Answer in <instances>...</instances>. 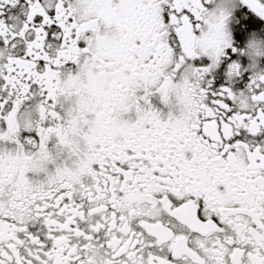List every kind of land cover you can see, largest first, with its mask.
I'll return each instance as SVG.
<instances>
[{"label":"snow or ice","instance_id":"1","mask_svg":"<svg viewBox=\"0 0 264 264\" xmlns=\"http://www.w3.org/2000/svg\"><path fill=\"white\" fill-rule=\"evenodd\" d=\"M0 264H264V0H0Z\"/></svg>","mask_w":264,"mask_h":264}]
</instances>
